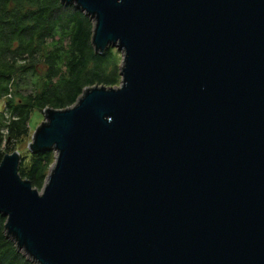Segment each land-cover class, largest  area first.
Segmentation results:
<instances>
[{
  "label": "water",
  "instance_id": "1",
  "mask_svg": "<svg viewBox=\"0 0 264 264\" xmlns=\"http://www.w3.org/2000/svg\"><path fill=\"white\" fill-rule=\"evenodd\" d=\"M124 53L119 87L46 109L43 189L0 164L34 264H264V0H61Z\"/></svg>",
  "mask_w": 264,
  "mask_h": 264
},
{
  "label": "trees",
  "instance_id": "2",
  "mask_svg": "<svg viewBox=\"0 0 264 264\" xmlns=\"http://www.w3.org/2000/svg\"><path fill=\"white\" fill-rule=\"evenodd\" d=\"M58 37L69 43L60 46ZM93 37V20L74 5L0 0V164L5 143L31 130L36 111L64 110L89 88L117 87V54L110 46L97 53ZM52 154H32L29 168L21 164L20 175L34 188L43 189ZM6 223L0 215V264H34L8 235Z\"/></svg>",
  "mask_w": 264,
  "mask_h": 264
},
{
  "label": "rangeland",
  "instance_id": "3",
  "mask_svg": "<svg viewBox=\"0 0 264 264\" xmlns=\"http://www.w3.org/2000/svg\"><path fill=\"white\" fill-rule=\"evenodd\" d=\"M64 37H58V39L56 40V42L61 46L64 44H68L69 41L68 40H64L62 39ZM111 49H114V52L117 54V57L114 58L119 71H120V80H119V84L117 85V87H119L122 83L123 80V76H122V68H123V61H124V53L122 51H120L119 49L116 48V46H110ZM94 88V87H93ZM90 89V88H89ZM87 89V90H89ZM0 108H2L0 106ZM44 112H39L36 111L32 117V122H31V130L22 138L15 140L14 142H10L7 141L5 143V156L7 154H11V153H15V152H19L21 157H22V163L24 167L29 168L31 161H32V152L29 149V145L30 143L33 141V137H34V133L37 129L38 126H40L43 122H45V116L43 115ZM12 147V148H11ZM52 157L54 159L53 165L50 167L48 175L51 171V169H53V166L55 165L56 162V152L53 151ZM48 177V176H47ZM41 192V190H40Z\"/></svg>",
  "mask_w": 264,
  "mask_h": 264
},
{
  "label": "bare ground",
  "instance_id": "4",
  "mask_svg": "<svg viewBox=\"0 0 264 264\" xmlns=\"http://www.w3.org/2000/svg\"><path fill=\"white\" fill-rule=\"evenodd\" d=\"M83 95H84V94H83ZM83 95H82V96H83ZM82 96H81V97H82Z\"/></svg>",
  "mask_w": 264,
  "mask_h": 264
}]
</instances>
